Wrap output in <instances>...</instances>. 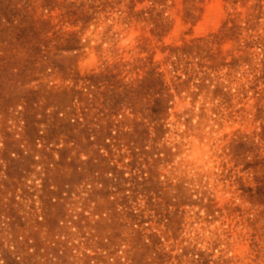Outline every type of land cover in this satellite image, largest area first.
Returning a JSON list of instances; mask_svg holds the SVG:
<instances>
[{
  "label": "rangeland",
  "instance_id": "obj_1",
  "mask_svg": "<svg viewBox=\"0 0 264 264\" xmlns=\"http://www.w3.org/2000/svg\"><path fill=\"white\" fill-rule=\"evenodd\" d=\"M0 264H264V0H0Z\"/></svg>",
  "mask_w": 264,
  "mask_h": 264
}]
</instances>
